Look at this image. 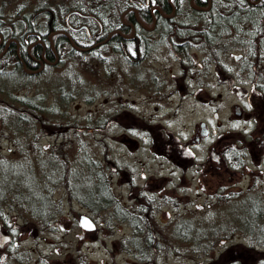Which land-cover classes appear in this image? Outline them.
Masks as SVG:
<instances>
[{
    "label": "rangeland",
    "instance_id": "374dc122",
    "mask_svg": "<svg viewBox=\"0 0 264 264\" xmlns=\"http://www.w3.org/2000/svg\"><path fill=\"white\" fill-rule=\"evenodd\" d=\"M26 3L29 4V0H0V7L4 8L6 17L24 16L30 10L29 6L24 7ZM64 46L59 64L49 66V72L33 78L32 87L16 91L30 96L38 93L46 98L49 106L63 98L64 109L46 114L47 125L37 131L41 148L36 150H41L44 155L38 165L33 160L34 166H37L33 167V172L61 169L59 159L66 164L71 163L73 182L79 185L80 180L84 185L91 181L86 163L89 157L96 170L105 175L107 173L110 180H114L111 187H114L122 205L135 209L143 220L151 222V251L148 258L142 257V251L134 243L138 237L134 225L128 219L110 218L112 207L97 211L70 195V191L77 192L74 187L70 189L66 184H59L54 188L52 184V190L49 183L47 186L52 197L47 203L43 202V206L46 204V208L57 211L50 223L28 217L24 208L18 205L5 208L0 221L4 230L11 233L12 240L0 248V257L3 250L8 254L4 261L0 260V264H262L264 254L252 258L251 247L255 245L264 249V230L254 232L257 226L254 229L255 221L248 210L252 199L246 195L251 188L264 203V177L261 173L239 177L236 182L229 175L231 172L224 173L222 178V174L219 176L216 171H205L202 167L183 170L177 167L179 164H174V158L164 146L154 147L152 151L138 149L130 140H136L141 147H148L143 145V134L151 138V133L133 128L148 121L139 117L140 113H153L156 118L153 122L161 119L162 125L178 138L191 141L198 137L191 144L196 154L193 160L196 161L207 159L209 149L217 145L222 131L231 134V140L240 146L248 142L254 122L250 118L252 110L246 96L250 83L244 68L248 66H244V61L237 62V55L234 54L230 58L228 56L225 60L233 66L229 67L228 63L223 65L220 76L215 65L208 61L207 86L198 96L195 91L198 90L196 82L199 76L190 81V93L186 96L181 97L177 93L171 96V105L156 109L145 103L140 108H128L129 114L126 115L117 114L124 107L123 99L116 95L109 101L106 97L109 83L105 74L109 67L104 55L97 58L84 51L83 57H80L68 51L70 43H64ZM167 65L171 64L168 62ZM18 79L0 76V84L11 87ZM61 84L64 85L62 91L52 93L53 89L62 87ZM70 87L75 88V94ZM47 92L51 94L47 95ZM219 92L223 94L222 100L219 99ZM138 95L140 93L136 90L131 96L136 98ZM2 113L0 111V155L13 156L11 151L14 150V156L25 158L28 154L18 150L17 142L24 139L25 148L33 147L32 138H22L8 131ZM205 128L209 129L208 135L203 133ZM159 131L164 141L174 142L167 129L155 125V133ZM258 141L264 145V134ZM29 149L30 156L37 154ZM172 152L178 154L174 150ZM181 160L185 162L183 157ZM253 161L251 157L247 165L259 169V162L264 170V156L259 161ZM95 162H98L96 167ZM191 163L192 160H189ZM105 164L108 166L106 171ZM21 166L24 168H18L19 177L33 176L28 161ZM119 166L133 170L137 185L133 186L132 181L128 182L119 175L116 169ZM12 168L9 163L3 170L6 177L11 174ZM1 169L0 165V173ZM150 179L153 183L147 184ZM140 185L150 191L167 186L171 194L141 198L139 192L143 189ZM258 209L260 207L256 206L255 210ZM82 213L96 220L95 229L82 228L79 222ZM259 222L264 223V217ZM140 243L148 242L144 238Z\"/></svg>",
    "mask_w": 264,
    "mask_h": 264
},
{
    "label": "flooded vegetation",
    "instance_id": "af4514ba",
    "mask_svg": "<svg viewBox=\"0 0 264 264\" xmlns=\"http://www.w3.org/2000/svg\"><path fill=\"white\" fill-rule=\"evenodd\" d=\"M45 1L29 0V4H24L25 8L30 7L29 12L24 13V16L8 17L11 24L7 34L8 37L0 29V45H3L4 49H8L17 38L23 37H34L44 44L42 38L48 31L46 25L48 17L46 14L37 11L36 7L42 5ZM197 1H199V4ZM213 1L129 0L126 1V7L120 16L121 19L118 21L119 27L115 28H111L110 15L106 27L105 23L94 13L79 10H71L65 18V23L61 25L59 18L51 13V9H48L47 12L51 15L49 26L52 28L49 37L60 34L68 38L70 47L67 49L71 52L88 51L90 54H94L96 51L103 52L104 60L109 67L105 74L106 82L109 83L106 87V97L109 98V101H112L116 95L120 100L123 99L124 107L122 110L120 108L117 114L125 113L128 115V108L136 106L140 108L145 103H150V108L163 109L166 104H172L173 99H171V96L173 94L177 93L184 97L190 93V81L193 77L197 78L199 76L197 78L198 82H196L198 90L195 91L196 96H198L199 92L207 86L208 54L216 55V61L210 62V64L215 65L216 73L219 76L223 65L228 63L229 67L233 66V63L225 60L228 56L230 58L232 54L237 55V62L244 59L245 61L249 60L244 64V66H248V69L244 68L248 72L247 80L250 83L246 96L250 102L252 110L250 118L253 120L254 125L248 142L240 146L234 140H231V134L222 131L219 134L217 145L209 149L207 159L196 161V159L193 160L196 154L191 144L198 137L191 141L178 138L170 129L162 125L164 123L161 119H157L158 122L154 123L153 121L156 118L153 117V113L150 115L140 113L139 117L147 118L148 121H145L143 126L133 128L151 133V138H147V135L143 134V145L148 147H141V144L136 140H130L138 149L144 148L152 151L154 147L164 146L170 152L169 155L174 158V164H179L177 167L183 170L202 167L205 171H216L219 176L222 174V178L225 176L224 173L231 172L232 174L229 175L236 182L239 181V177H249L256 173H261L263 178L264 170L261 168L260 163L257 162L259 169H255L249 167L247 162H250L251 157L256 162L264 156V145L258 141L264 134V41H260L264 39V14L185 15L180 13L188 5L199 11H207L213 6ZM223 1L221 0L222 3ZM241 2L253 7H264V0H227L228 4L234 6L239 5ZM33 7L36 8L35 12ZM260 9L264 11V8ZM73 13L80 16L81 20H72ZM53 22L55 23L53 24ZM38 24H40L39 27H37ZM241 26L248 27L250 30L239 31ZM77 38L84 39L82 45H77L74 42ZM240 38L249 39L253 44L257 43L259 46H239L237 42ZM19 45L20 42L17 40V46L19 47ZM64 47L60 50L54 48L55 55L60 56ZM46 51L47 46L44 45L42 52L45 53ZM248 54L253 55L247 58L246 55ZM168 62L171 65H167ZM41 65L42 63H40ZM37 66L33 65L27 70L37 72L39 69ZM45 66L46 64H44ZM237 73L239 74V72ZM136 90L140 93L137 96L139 97L138 100L137 97L131 96ZM218 96L222 100V92H219ZM140 99H142L141 102H139ZM238 113L241 114L242 111L239 110ZM155 125L167 129L174 142L164 141L161 131L155 133ZM218 125L222 126V123ZM131 127L133 126L131 125ZM127 130L130 131L128 128ZM203 133L208 135L209 129L205 128ZM173 150L178 154H174ZM177 157L180 160L183 157L185 162H181L182 160L180 161ZM189 160H192L191 164H189ZM116 169H118L119 175L123 179L128 182L132 181L133 186L137 185V178L132 169L127 166H119ZM152 183L153 180L151 179L147 181V184ZM161 183L163 182L161 181ZM141 187L143 190L139 194L145 196V198H153L156 194H171L167 186L160 187L158 191H150L143 186ZM246 195L251 196L252 199L249 208L253 206L252 202L255 196L261 199L259 194L251 188L248 189Z\"/></svg>",
    "mask_w": 264,
    "mask_h": 264
},
{
    "label": "trees",
    "instance_id": "16d2710c",
    "mask_svg": "<svg viewBox=\"0 0 264 264\" xmlns=\"http://www.w3.org/2000/svg\"><path fill=\"white\" fill-rule=\"evenodd\" d=\"M72 2L71 4L69 2ZM126 1L129 0H62V1H52V0H46L43 2L42 5L37 6V11H40L42 14H46L48 19L46 22L47 25V32L44 35V38L42 40L44 41V44L37 40L34 37H27V38H17V40L20 42L19 45V52L17 50V40H14L11 43V48L0 57V76L2 77H8V78H19L18 80H15L13 86L8 87L5 83L0 84V111L3 112V117L6 119V125L8 126V131L11 130L13 134L16 136H22V138L30 137L32 138L31 144L34 145L33 147L28 146L29 148H32L31 150L36 152L37 154H33L30 156V149L25 148L26 141L24 139H20L17 142L18 150L25 152L28 154L25 158L14 156L13 152L11 151L12 155H0V165L2 167V172L0 173V217H3L5 208L7 206H14L18 205L19 207L24 208V210L27 213V216L41 221L45 223H50L51 218L54 216V214L57 211L52 210V208H46V204L43 206V202L51 200V193L48 188V184L51 183L55 186L59 184H66L68 187H74L77 192L70 191L71 196H75L80 199V201L86 203L87 205L91 206L95 210H101L105 207H112L111 214L109 215L110 218H120L122 220L128 219L132 222L134 225V229L137 232V238L135 240V244L137 247L142 251L143 258H148V253L151 251V245L150 241L152 240L151 236L149 235L152 228H150L151 222H147V220H143L140 215L136 214L135 209H130L129 207H125L122 205L120 199L115 195L114 193V187H111V183H113L112 180L108 177L107 173L106 175L103 173H100L97 169V163L95 162L94 168L90 163V158L87 157V166L90 170V183H86L83 185V183L78 181L77 185L73 182L72 176H71V163L69 162L66 164L65 162L57 160L62 168L53 170V171H47L46 173L41 170L39 173L33 172L34 166L33 160L37 163L39 162V159L41 158L44 153H41V150H36L41 148L38 144V138L39 134L37 131H40V129L45 128L47 125L46 119L44 116L46 114H52V113H58L61 110L64 109V106H62V99H58V102L53 103L52 106H49L46 102V98L40 96V94H36L35 96H30L29 94H19L16 91L30 88L32 85L30 84L32 79L35 78L37 75H44L48 71L49 66H54L52 64L46 65L43 69H40V64H38V70L37 72L28 71L27 67H24L21 61V57L25 58V60L28 62V64L33 63V55L36 58L40 57L41 51L43 50L44 45L47 46V57L49 59H54L55 53L54 48L60 50L64 43H69V39L65 36H62L60 34L54 35V37L50 38L49 35L52 32V28L49 26V20H50V13L47 12L48 9H51L52 12L56 17L59 18V23H62L63 25L65 23V18L67 14L71 10H79L81 12L86 13H94L99 19L102 20L103 23H105V26L107 27V21L109 15L111 16V28L119 27L118 21L121 19L120 16L122 15V12L124 8L126 7ZM219 1V2H218ZM223 1V0H222ZM240 1H246V0H240ZM199 4V1H197ZM35 8V9H36ZM4 8L0 7V29L5 33L6 37L10 28V19L6 17V14L4 13ZM34 9V12H35ZM167 11V10H166ZM222 11V12H221ZM146 13H148L146 11ZM182 14H200V15H211V14H219L223 13L225 15L227 14H237V15H255V14H264V11L261 10L259 7H253L252 5H249L247 3H240L239 5L234 6L233 4H228L227 0H224L223 3L221 0H214L213 6L205 11V10H196L193 8V6L188 5L183 12H180ZM72 20L76 19L77 21L81 20L80 16H78L76 13L72 14L71 17ZM55 22H53L54 24ZM40 24L37 25L39 27ZM168 29V28H167ZM257 29V28H255ZM215 30V29H213ZM250 28L248 27H242L239 28V31H249ZM84 39L83 38H77L74 42L77 45H82ZM96 41L95 39H93ZM77 41V42H76ZM92 41V40H90ZM259 41V40H258ZM260 41H264V39H261ZM35 43L33 48H30L31 43ZM239 46H259V44L255 43L253 44L252 41L249 39H243L240 38L239 42H237ZM103 46V45H102ZM264 46V45H263ZM216 47V44H215ZM228 47V45H227ZM0 52H2V47L0 48ZM75 53L73 55H77L80 57H83L84 51H74ZM95 53V52H94ZM253 54L246 55L247 58H249ZM103 56V52L96 51V57L101 58ZM208 61L209 62H215L216 55L215 54H208ZM84 60V58H82ZM244 64H246L249 60L245 61L243 60ZM10 67V68H9ZM42 73V74H41ZM15 74H18L19 76H16ZM78 75V74H77ZM81 76V74H79ZM78 75V76H79ZM13 81V79H12ZM62 87L56 88L57 90H52V93L59 94L64 85L61 84ZM71 90H75L74 87H70ZM40 91V87L38 89ZM74 92V91H73ZM74 92L73 94H75ZM81 93H86L82 91ZM51 94L50 92H47V95ZM60 96V95H59ZM60 110H58L57 108ZM57 109V110H56ZM6 130V129H5ZM7 131V130H6ZM30 144V145H31ZM22 152V153H23ZM31 157V158H30ZM52 158V157H51ZM56 160L55 158H52ZM28 161L29 166L31 167V171L33 176H30L28 178H21L18 176V168L23 169L24 167L21 166L22 163H26ZM11 163L12 165V172L11 174L6 177L3 170H6L7 165ZM107 164L104 166V170L107 169ZM95 169V170H94ZM40 170V168H39ZM78 187V188H77ZM52 185V190L54 189ZM141 198H145V196H142ZM263 200L259 199L255 196V199L252 202V207L248 208L249 212H251V217L254 218L255 221V227L257 226V229L254 230V232H260L264 230V223H261V221L264 217V203ZM56 204V203H55ZM260 207V210H255V207ZM251 233V232H250ZM264 237V236H263ZM258 237V238H263ZM145 238V241L148 243H140L142 239ZM259 239V240H261ZM253 249L251 256L252 258L258 257L261 254H264V249L253 246L251 247Z\"/></svg>",
    "mask_w": 264,
    "mask_h": 264
},
{
    "label": "water",
    "instance_id": "95a60500",
    "mask_svg": "<svg viewBox=\"0 0 264 264\" xmlns=\"http://www.w3.org/2000/svg\"><path fill=\"white\" fill-rule=\"evenodd\" d=\"M86 218V219H85ZM80 224L83 228L92 230L96 228V222L93 218H91L88 214H81L80 216ZM12 239V236L9 232L3 229V224L0 221V247L4 248L5 245ZM7 252L3 250L1 252L0 260L3 261L7 258Z\"/></svg>",
    "mask_w": 264,
    "mask_h": 264
},
{
    "label": "bare ground",
    "instance_id": "6f19581e",
    "mask_svg": "<svg viewBox=\"0 0 264 264\" xmlns=\"http://www.w3.org/2000/svg\"><path fill=\"white\" fill-rule=\"evenodd\" d=\"M259 8H264V7H259ZM52 38V37H51ZM34 42L33 43H31L30 44V48H33V46H34ZM2 47V52H0V54H2V55H4L10 48H11V45L9 46V48L7 49H4V46L3 45H0V48ZM17 50H18V52H19V47L17 46ZM43 51V50H42ZM41 51V54H40V57L39 58H36L34 55H33V59H34V62L33 63H30V64H28V62L25 60V58H23V57H21V61H22V64H23V66L24 67H27V68H30V67H33V65L34 66H36V65H38V64H40V63H42V65H44V64H46V65H49V64H52V65H54V64H59V62L62 60V58H60V56H56L55 55V57H54V59H49L48 57H47V51L45 52V53H43ZM1 55V56H2ZM0 56V57H1ZM45 62V63H44ZM41 65V66H42Z\"/></svg>",
    "mask_w": 264,
    "mask_h": 264
},
{
    "label": "snow or ice",
    "instance_id": "6c2138e0",
    "mask_svg": "<svg viewBox=\"0 0 264 264\" xmlns=\"http://www.w3.org/2000/svg\"><path fill=\"white\" fill-rule=\"evenodd\" d=\"M86 219V218H85ZM262 264H264V262H262Z\"/></svg>",
    "mask_w": 264,
    "mask_h": 264
}]
</instances>
